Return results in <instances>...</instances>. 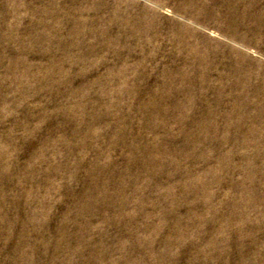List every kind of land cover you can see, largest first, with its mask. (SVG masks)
<instances>
[{"label": "rangeland", "instance_id": "obj_1", "mask_svg": "<svg viewBox=\"0 0 264 264\" xmlns=\"http://www.w3.org/2000/svg\"><path fill=\"white\" fill-rule=\"evenodd\" d=\"M0 264H264V0H0Z\"/></svg>", "mask_w": 264, "mask_h": 264}]
</instances>
